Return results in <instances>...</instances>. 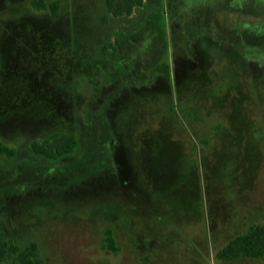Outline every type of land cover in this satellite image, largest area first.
I'll list each match as a JSON object with an SVG mask.
<instances>
[{
    "label": "rangeland",
    "instance_id": "obj_1",
    "mask_svg": "<svg viewBox=\"0 0 264 264\" xmlns=\"http://www.w3.org/2000/svg\"><path fill=\"white\" fill-rule=\"evenodd\" d=\"M31 1L0 0L5 237L43 264H264L215 256L264 223V39L240 30L264 29V0H145L106 22L105 0ZM55 131L75 150L35 155Z\"/></svg>",
    "mask_w": 264,
    "mask_h": 264
},
{
    "label": "trees",
    "instance_id": "obj_2",
    "mask_svg": "<svg viewBox=\"0 0 264 264\" xmlns=\"http://www.w3.org/2000/svg\"><path fill=\"white\" fill-rule=\"evenodd\" d=\"M31 4L37 10L48 9L53 17H57L61 1L32 0ZM144 5L145 0H105L106 14L101 19L106 22L108 15L113 17L130 16ZM107 46L109 44L103 45L101 51L105 52ZM77 144V137L74 133L55 131L42 140H33L30 146L35 155L56 160L72 153ZM15 155L16 149L14 147H9L0 142V156L10 159ZM103 240L104 248L113 252L118 250L110 228L105 230ZM215 256L224 261H231L240 257L263 258L264 260V223L251 225L246 232L234 236L217 250ZM7 259H11V264H43V260L38 256L35 242H30L21 247L13 239L5 237L4 233L0 231V264H4Z\"/></svg>",
    "mask_w": 264,
    "mask_h": 264
},
{
    "label": "flooded vegetation",
    "instance_id": "obj_3",
    "mask_svg": "<svg viewBox=\"0 0 264 264\" xmlns=\"http://www.w3.org/2000/svg\"><path fill=\"white\" fill-rule=\"evenodd\" d=\"M237 20V19H236ZM240 30L244 36L245 43H255V44H260L261 42H256L254 40L264 39V29L259 28L257 24H253L250 21H245L244 26L242 23H240ZM247 28L246 31L244 28ZM244 30V31H243ZM251 39V40H250Z\"/></svg>",
    "mask_w": 264,
    "mask_h": 264
},
{
    "label": "crops",
    "instance_id": "obj_4",
    "mask_svg": "<svg viewBox=\"0 0 264 264\" xmlns=\"http://www.w3.org/2000/svg\"><path fill=\"white\" fill-rule=\"evenodd\" d=\"M245 29V31H246V27L244 28ZM244 31V30H243ZM121 42H122V39H120V41H119V44L117 45V48H120V44H121ZM245 45H246V48H258V50H261V48H262V46L261 45H263L262 44V42L259 44L260 46L259 47H254V45L252 44V43H245Z\"/></svg>",
    "mask_w": 264,
    "mask_h": 264
}]
</instances>
